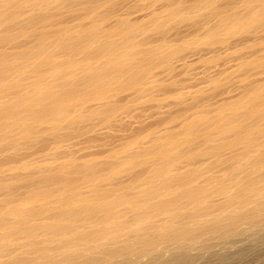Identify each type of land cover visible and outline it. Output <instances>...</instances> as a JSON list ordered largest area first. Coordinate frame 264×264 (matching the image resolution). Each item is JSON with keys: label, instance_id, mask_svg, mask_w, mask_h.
<instances>
[{"label": "bare ground", "instance_id": "bare-ground-1", "mask_svg": "<svg viewBox=\"0 0 264 264\" xmlns=\"http://www.w3.org/2000/svg\"><path fill=\"white\" fill-rule=\"evenodd\" d=\"M189 53L241 97L171 92ZM263 221L264 0H0V264H132Z\"/></svg>", "mask_w": 264, "mask_h": 264}, {"label": "rangeland", "instance_id": "rangeland-1", "mask_svg": "<svg viewBox=\"0 0 264 264\" xmlns=\"http://www.w3.org/2000/svg\"><path fill=\"white\" fill-rule=\"evenodd\" d=\"M195 30H196V26L188 21L187 23H184L183 25L179 26L175 31H173L170 34L169 38L171 39H177L181 37L188 38L189 36H191L193 32H195ZM155 37L157 36L152 35L151 39ZM202 53L204 54L202 55V58L204 59H208V57L212 55L211 53L208 52L207 54H205L204 52ZM199 56L201 55L200 54L197 55L194 53H189L187 56L185 55V59L188 61L190 60L192 64H189L188 66H184L183 62L180 61L176 64L177 65L176 69L173 73H171L170 76H164V79L171 86V88L169 89L171 92L172 91L190 92L202 88L207 92V97L214 104L227 101L229 99H237L241 97L243 87L240 85L239 83L240 79L237 78V76L234 77L235 79L233 80L232 83H229L227 85H222L218 87L211 85L209 79L207 78L205 64L199 62ZM224 57L225 56L221 58ZM237 62L238 60L236 62L234 60L231 64L235 65V63ZM160 96L163 97V94H161ZM176 101L177 100L174 98L169 100V102H172V106H169L171 107L169 110H171L172 112H177L179 110L184 109L185 107H188V104L190 102V100H186L180 104L179 102ZM154 117H152V119L151 117L150 118L147 117V119L149 118L148 120H146L145 117H143L141 118L142 123L145 124L146 122H148L145 124L147 126L149 124H153L154 122H157L156 120L158 119V117L157 116L155 118ZM160 118L161 117H159V119ZM141 119H140V123H141ZM143 119H145L146 121ZM137 125L134 126L136 127L135 129L133 128L132 130L131 129L130 130L135 132L137 129L143 128L142 126H145L141 124L140 125L141 127H138ZM130 130L129 132H131ZM127 132H125L126 140L129 138L131 134V133L127 134ZM120 142L121 139L112 138L105 143V146L107 148L112 147ZM232 206L230 208H232ZM249 224L248 225L243 224L244 227L246 226L245 228L244 227L243 228L244 229L248 228V229L247 230L241 229L242 233L241 230L240 231L236 230L234 233V229H233L232 233H234V235L230 234L229 237L224 236L223 238L218 239V237H220L219 235L224 234L223 232H220V234L218 235H214V238L212 235L211 238L213 240L214 239L216 240L214 241L212 240L211 242H207L206 238L208 237H205V240L202 239L204 243L203 241L201 242L200 240L201 238H198L199 242L196 241L198 240L197 238L196 239L194 238L195 239V240L193 239L194 242L191 240L187 243L188 245L182 246V248H180L179 246L177 248V246L175 247V245L169 244V247L170 246L171 247L170 248L168 247V249L172 248L171 250L165 249L166 252L165 250L164 251L161 250L160 253L159 251H157L155 252L156 254L154 255L153 253H150L152 255L148 254L146 255L147 256L146 258L144 256V259L143 257H141V260L139 258L138 261L136 260V263L134 261L132 262V264L133 263L134 264H173V263L174 264H264V225H263L264 221L263 224L259 222V224L261 225V226L258 225L259 227L257 225L251 226ZM237 232L240 233L238 234ZM209 239L210 237L208 238V240ZM191 242L193 243L190 244Z\"/></svg>", "mask_w": 264, "mask_h": 264}]
</instances>
